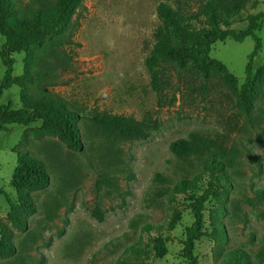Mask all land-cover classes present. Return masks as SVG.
<instances>
[{
  "label": "rangeland",
  "instance_id": "rangeland-1",
  "mask_svg": "<svg viewBox=\"0 0 264 264\" xmlns=\"http://www.w3.org/2000/svg\"><path fill=\"white\" fill-rule=\"evenodd\" d=\"M159 1L84 0L76 15L79 26L73 44L65 49L71 58L70 67L58 70L55 84L47 88L81 109L82 114L100 110L156 125L145 139L120 145L124 167L118 174L117 190H103L96 196L95 180L101 165L90 150L75 152L56 136L40 134L39 120L29 125L8 124L0 131V224L12 230L18 248L16 254L0 257V264H188L181 249L184 230L191 225L193 215L183 194H174L173 201L166 197L177 179L199 171L196 163L177 160L169 148L172 141L187 138L193 130L222 139L241 154L240 165L228 170L231 187L220 189L219 196H210L205 204L206 235L194 249L199 264H223V254L232 247L247 252L249 259L242 264H264L255 257L264 245V198L258 196V191L264 192V118L258 122L256 109L252 122L245 119L235 108V95L216 79V73L212 80L218 84L207 92L187 88L173 73L171 86L157 96L143 59L158 24L155 8ZM181 1L194 6V0ZM260 11L264 12V0H257L254 8L247 5L241 17ZM246 26L245 20L238 19L232 28L239 31ZM256 34L261 49L253 58V71L264 66V22ZM4 42L0 35V49ZM253 48L251 36L242 42L226 38L213 44L210 55L241 83ZM24 56V52L12 54L13 76L22 74ZM4 70L0 57V79ZM19 93L15 84L3 90L0 105L20 108ZM263 102L264 97L257 106L262 107ZM79 124L84 134L83 121ZM23 152L40 159L47 168L56 157L79 171V182L67 190L65 203L52 221L44 216L42 203L56 195L58 174L50 172L49 186L32 192L39 211L28 217L26 230L17 228L8 217L9 202L16 201L11 174L18 154ZM157 173L164 182L155 180ZM204 185L205 177L197 187ZM95 203L103 210L101 220L92 215ZM221 206L227 208L225 214L219 211ZM173 218L176 224L168 229ZM144 222L163 226L167 253L162 257L156 256L149 239L155 232L147 234L140 229ZM220 223L225 226L227 241L210 235ZM131 245L142 250L139 256L127 250Z\"/></svg>",
  "mask_w": 264,
  "mask_h": 264
},
{
  "label": "trees",
  "instance_id": "trees-1",
  "mask_svg": "<svg viewBox=\"0 0 264 264\" xmlns=\"http://www.w3.org/2000/svg\"><path fill=\"white\" fill-rule=\"evenodd\" d=\"M84 0H0V35L5 42L0 49V57L5 66L0 79V96L3 90L12 85L20 88L21 107L14 109L9 104L0 105V131L8 124L29 125L40 121L38 132L56 136L65 146L75 152L90 150L91 156L101 165L99 176L95 180L96 196L106 190L118 189V174L123 171L122 150L120 145L148 137L156 125L130 116L93 110L82 114L81 109L70 105L63 97L47 90L58 78V70L70 67L71 58L66 47L73 44L74 34L79 26L76 15L84 7ZM257 0H194V6L183 4L181 0H160L155 8L158 24L152 34V44L147 47L143 63L150 77V86L157 96L171 86L173 73L184 80L187 88L207 92L218 84L212 80L216 73L222 82L235 95L236 110L249 122L256 109L258 122L264 118L262 107L257 103L264 97V66L253 71V58L261 49V41L256 31L264 22V12L249 13L244 18L242 11L247 5L255 7ZM246 21V28L236 31L232 28L235 21ZM251 36L254 48L248 55L244 78L241 83L210 52L216 41L231 38L242 42ZM24 52L23 72L13 76L12 54ZM174 101V100H173ZM80 121H83L84 134L81 133ZM263 139L262 134H258ZM173 156L182 161H191L200 168L195 174L182 176L170 187L166 199L174 200V194H183L187 207L193 215L191 225L184 230L181 256L188 264H199L194 254L196 242L206 235L204 209L209 197L219 196L220 189L230 188L232 171L240 165V152L229 146L222 139L206 136L193 130L187 138H179L169 146ZM46 164L28 152L19 153L10 185L15 191L16 201L9 202L8 217L20 230H26L28 217L39 211L33 191L44 190L51 183V174L57 176V192L42 203L44 216L52 221L58 210L64 205L67 190L79 182V171L68 162L52 158ZM133 174L129 172L128 177ZM205 177V185L197 183ZM155 180L164 182L162 174L157 173ZM215 193V194H214ZM259 199L264 192L258 191ZM247 201L251 198L245 197ZM222 214L225 206L218 208ZM96 219L103 218V210L98 203L92 207ZM136 223V222H135ZM176 219L169 222L172 229ZM225 226L220 223L214 227L217 241H227ZM140 229L145 233L155 232L150 236L156 256L167 253L161 224L144 222ZM12 230L6 224H0V257L17 253L13 243ZM134 255L142 252L135 245L127 248ZM223 264H242L249 259L241 247H232L223 254ZM255 257L264 263V245Z\"/></svg>",
  "mask_w": 264,
  "mask_h": 264
}]
</instances>
